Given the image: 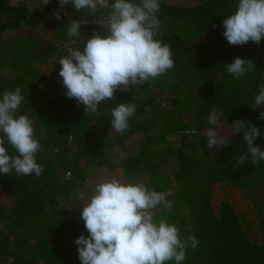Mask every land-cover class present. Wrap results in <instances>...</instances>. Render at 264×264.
<instances>
[{
	"label": "trees",
	"instance_id": "16d2710c",
	"mask_svg": "<svg viewBox=\"0 0 264 264\" xmlns=\"http://www.w3.org/2000/svg\"><path fill=\"white\" fill-rule=\"evenodd\" d=\"M11 1L0 0V54L5 48L11 53L10 64L0 69V96L21 83L31 86L41 81L45 86L52 79L59 110L71 116V126L63 118L59 139L63 143L72 136L71 147L77 159L87 154V135L80 123L84 117L111 130V109L119 103H135L137 110L129 119V130L122 135L112 131L110 135L129 141L131 153L123 165L125 180H142L150 189H156L159 175H172L182 211L176 212L175 220L169 211L161 209H157V216H166L175 223L182 237L195 234L198 238V247L187 250L183 264H264V210L259 216V229L253 232L235 203L216 200V184L226 180L247 193L264 187V161L253 164L249 155V160L239 167L238 157L247 153V144L243 132L233 135L230 127L235 120L250 121L261 131L254 142L261 146L264 121L258 116L264 106L253 110L250 103L264 83V39L259 45L250 41L244 46H231L222 35V21L235 11L237 0L160 1L161 27L156 39L170 45L174 67L166 75L140 85L139 90L117 91L114 99L101 103L98 113L88 115L85 106L77 107L74 99L62 97L66 96L65 91H58L61 87L63 90L58 60L67 51L55 45L52 12L59 9L60 13H67V22L79 20L81 32L77 39L82 41L90 38L93 31L103 35L104 29L95 22L107 10L78 12L71 4L60 5L59 0H50L47 5H43V0H32L40 7L28 0L16 4ZM38 37L46 40L44 48L51 58L42 72L36 67ZM237 57L251 59L256 65L245 78L234 79L224 66ZM161 100L170 103L165 106ZM75 113L78 117L73 116ZM18 114L29 116L22 106ZM213 115L221 125L218 131H230L220 133L225 144L210 150L207 130L213 127ZM41 126L40 122L34 126L36 139L41 144L40 152H49L50 141H44V136L56 139L53 130L41 137ZM170 128L176 133L198 130L202 137L198 144L180 146L182 150L161 149L160 145L168 142ZM54 147L55 144L50 151ZM198 147L203 152L200 155L196 154ZM8 151L16 154L13 149ZM38 155L39 152L36 160L41 164L43 158ZM45 161V165L50 164L48 158ZM72 171L75 181H84L78 165ZM56 189L51 174L38 183L35 174L0 173V264H81L75 240L88 235L81 219V200L75 207L70 205L69 211ZM188 224L193 226L192 233L186 231ZM8 256H12V262H8Z\"/></svg>",
	"mask_w": 264,
	"mask_h": 264
},
{
	"label": "clouds",
	"instance_id": "9594fccd",
	"mask_svg": "<svg viewBox=\"0 0 264 264\" xmlns=\"http://www.w3.org/2000/svg\"><path fill=\"white\" fill-rule=\"evenodd\" d=\"M50 0H43L47 5ZM71 4L78 12L84 9L107 10L95 23L103 35L93 31L88 39L78 41L81 23L69 19L66 35L74 38L65 45L67 54L58 60V73L66 96L77 107L85 106L86 115L98 113L101 103L114 99L117 91L128 92L149 84L174 67L170 45L156 39L161 27L158 13L160 0H59ZM53 16L60 19V10ZM67 15V13H65ZM222 25L223 37L231 46H244L250 41L259 45L264 39V0H237L235 11ZM234 79L245 78L256 68L251 59L235 58L224 65ZM24 101L22 90L5 91L0 96V173L39 177L43 166L36 160L42 150L36 139L33 121L19 115ZM253 110L264 106V83L250 103ZM137 105L119 103L111 109V131L124 134ZM264 121V111L258 116ZM207 130V147L211 150L226 143L217 130L221 125L213 115ZM233 135L243 132L247 153L240 154L238 166L249 160L264 161V149L254 142L261 131L250 121L235 120L230 125ZM46 134L41 129L40 136ZM10 146L16 154L10 155ZM71 177V172L67 173ZM81 219L88 235L75 240L81 264H183L189 248L195 250L199 240L195 234L181 236V229L166 216H157V209L166 210L171 202L166 193L150 189L142 180L121 179L115 175L96 182L90 191H80ZM77 207V208H79ZM186 231L193 232L188 224Z\"/></svg>",
	"mask_w": 264,
	"mask_h": 264
},
{
	"label": "rangeland",
	"instance_id": "374dc122",
	"mask_svg": "<svg viewBox=\"0 0 264 264\" xmlns=\"http://www.w3.org/2000/svg\"><path fill=\"white\" fill-rule=\"evenodd\" d=\"M21 0H12V4L19 3ZM162 1V0H160ZM195 1V0H179L180 3ZM34 6L40 7L41 5L37 1L28 0L27 1ZM53 13V12H52ZM61 18L56 19L53 14V20L56 21L55 24V35L57 36L56 46L61 50L65 45L70 47L74 46L73 39L66 35V29L68 22L65 19V14L60 13ZM62 42H65L63 46H58ZM7 49H3L5 52ZM41 51V49H40ZM3 52V54H4ZM43 54V53H41ZM46 58L48 54L44 55ZM42 67L44 70L46 64L43 62L39 65V68ZM43 70H40L41 72ZM47 85L43 86L42 83L38 85L34 83L33 85H27L21 83L19 88L22 90V95L24 96V101L22 107L26 109V112L33 120V125L36 123L42 124V129L53 130L54 138H49L44 136V141L49 140L50 145L47 149L49 152H40L37 157H41V165L43 166L42 174L37 177L38 183L48 178L51 174L52 179L54 180L55 185L57 186V193L62 199L64 205L75 207L79 202L80 191L88 192L91 190L92 186L102 179L110 178L115 175L121 179H125L123 172V165L131 153L129 149V141H119L116 136L110 135L111 130L105 128L93 120L92 118H83L81 120V125L83 130H85L87 135L86 151L87 154L81 159H77L75 156L71 143L72 136L69 135L66 137L65 141L59 139V130L62 125L63 118L69 120V126H71L70 114L63 115L59 110L60 103L59 98L55 96L56 91H52L53 82L52 79L47 81ZM180 82H182L180 80ZM59 93L62 91L66 92L65 87L59 88ZM58 94V93H57ZM2 96V95H1ZM68 98L67 96H62ZM69 99V98H68ZM67 101V100H66ZM55 102L57 104H55ZM170 103L169 100H161V104L168 106ZM64 116V117H63ZM73 116L78 117V114L75 113ZM79 119V118H78ZM224 131H230L228 128L219 130V133L223 134ZM202 137V132L198 130H190L183 133H176L170 128V134L167 137V141L160 145V148L165 149L168 147H175L180 149V146L184 147L187 145L198 144ZM262 141L260 145L264 149V133L262 135ZM54 141V143H53ZM48 142V141H46ZM55 144V147L52 151L50 149ZM8 148L12 149L10 146L5 144ZM186 152V150L184 151ZM203 153L201 148L198 147L196 154L200 155ZM45 158L49 159L50 164L45 165ZM226 161V160H225ZM227 161H230L227 159ZM226 161V162H227ZM79 166L81 169L80 173L84 178V181H75L73 179L72 168L74 166ZM71 172V177L67 176V173ZM172 175L168 176V173H163L157 177V182L155 190L166 193L168 200L171 202V205L165 211H169L173 216V220L176 219V212L182 211V203L180 202L179 191L175 188L173 184ZM56 188V187H55ZM72 192V193H71ZM72 194L75 195L74 198H71ZM264 187L257 190H253L249 193L241 191L237 184L230 182L228 180L216 184V200L217 201H228L230 203H235L236 206L240 209L241 213L245 216L248 222V227L251 231L256 232L259 229L260 219L259 216L264 210ZM71 205V206H70ZM8 262H12V256H8Z\"/></svg>",
	"mask_w": 264,
	"mask_h": 264
},
{
	"label": "crops",
	"instance_id": "0c3cea01",
	"mask_svg": "<svg viewBox=\"0 0 264 264\" xmlns=\"http://www.w3.org/2000/svg\"><path fill=\"white\" fill-rule=\"evenodd\" d=\"M55 37H56V40H57V36L56 35H55ZM36 44H37V55H38V62H39L38 64L41 65V63L44 62L47 65L51 61V58H49L48 56L46 58H44L45 57L44 55H46V51H45V48H44V45L46 44V40L43 39L42 37H38L36 39ZM40 49H41V51H40ZM3 52H1V54H0V69L7 68L8 64H10V62H11V60H10V54L11 53L9 52V50H6L4 52V54H3ZM41 53H43V54H41ZM39 65L38 66L36 65V67L39 70H43L42 67L39 68ZM40 83H42V82L41 81L38 82V85Z\"/></svg>",
	"mask_w": 264,
	"mask_h": 264
}]
</instances>
